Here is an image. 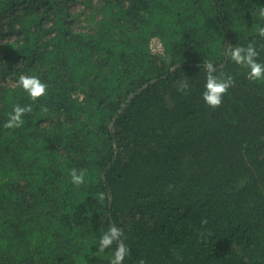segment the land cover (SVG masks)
<instances>
[{
  "label": "trees",
  "instance_id": "trees-1",
  "mask_svg": "<svg viewBox=\"0 0 264 264\" xmlns=\"http://www.w3.org/2000/svg\"><path fill=\"white\" fill-rule=\"evenodd\" d=\"M0 264H264V0H0Z\"/></svg>",
  "mask_w": 264,
  "mask_h": 264
},
{
  "label": "rangeland",
  "instance_id": "rangeland-1",
  "mask_svg": "<svg viewBox=\"0 0 264 264\" xmlns=\"http://www.w3.org/2000/svg\"><path fill=\"white\" fill-rule=\"evenodd\" d=\"M159 43L156 41V40H154V44H153V48H154V50H159L160 48H157V45H158Z\"/></svg>",
  "mask_w": 264,
  "mask_h": 264
},
{
  "label": "water",
  "instance_id": "water-1",
  "mask_svg": "<svg viewBox=\"0 0 264 264\" xmlns=\"http://www.w3.org/2000/svg\"><path fill=\"white\" fill-rule=\"evenodd\" d=\"M180 66V64H176L175 66L172 67V69H175L176 67ZM148 83L144 84L142 87H140V89H142L143 87H145ZM135 93H133L132 95H134ZM131 95V96H132Z\"/></svg>",
  "mask_w": 264,
  "mask_h": 264
}]
</instances>
